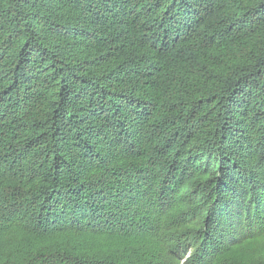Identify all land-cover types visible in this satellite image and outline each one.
I'll return each mask as SVG.
<instances>
[{"label":"trees","instance_id":"trees-1","mask_svg":"<svg viewBox=\"0 0 264 264\" xmlns=\"http://www.w3.org/2000/svg\"><path fill=\"white\" fill-rule=\"evenodd\" d=\"M11 234L0 264H264V0H0Z\"/></svg>","mask_w":264,"mask_h":264},{"label":"rangeland","instance_id":"rangeland-1","mask_svg":"<svg viewBox=\"0 0 264 264\" xmlns=\"http://www.w3.org/2000/svg\"><path fill=\"white\" fill-rule=\"evenodd\" d=\"M187 192L188 191L186 190L184 194ZM20 240L27 241L24 237H20L15 234L0 237V256L6 254V250L8 249H11L8 254L10 257L22 255V246Z\"/></svg>","mask_w":264,"mask_h":264}]
</instances>
